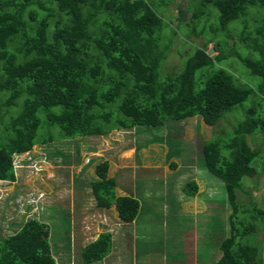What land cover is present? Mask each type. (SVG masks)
Returning a JSON list of instances; mask_svg holds the SVG:
<instances>
[{"label":"trees","instance_id":"16d2710c","mask_svg":"<svg viewBox=\"0 0 264 264\" xmlns=\"http://www.w3.org/2000/svg\"><path fill=\"white\" fill-rule=\"evenodd\" d=\"M156 1L0 0V182L15 181V159L36 145L112 131L148 134L193 117L214 127L230 117L226 133L204 141L199 160L220 190L217 211L228 209L212 217L221 240L207 246L221 255L210 263L264 264V208L251 195L252 180L264 174V0H183L175 16L173 0ZM192 38L204 42L192 48ZM209 43L216 55L207 54ZM173 53L179 60L170 68ZM44 126L59 137L42 135ZM179 151L171 145L166 158ZM110 167L102 160L94 166L90 196L97 209L115 206L131 224L139 203L117 195ZM176 187L186 199L197 196L194 180ZM49 238L47 224L26 220L0 234V264H58ZM111 248L112 234L102 232L80 248L78 263L95 264Z\"/></svg>","mask_w":264,"mask_h":264},{"label":"rangeland","instance_id":"374dc122","mask_svg":"<svg viewBox=\"0 0 264 264\" xmlns=\"http://www.w3.org/2000/svg\"><path fill=\"white\" fill-rule=\"evenodd\" d=\"M160 1L168 0H157L156 4L162 5ZM180 2L183 0L169 4V15L177 14ZM189 42L194 48L204 40L192 38ZM211 48L213 43L208 45V50ZM178 60L173 53L166 65L177 66ZM229 122L230 117H225L211 127L193 117L175 123L171 129L152 128L148 134L147 130L112 131L106 137L60 139L36 145L15 159V181L0 182V234L11 235L30 218L42 221L49 228L51 252L58 264H77L74 242L84 246L105 231L112 234V248L104 264H210L221 255L217 248L207 246L209 241L218 245L221 240L217 232H212V217L224 218L228 209L223 205V211H217L219 196H213L220 190L199 160L204 141L226 133ZM58 132L56 127L41 129L42 135L52 134L55 138ZM161 135L169 136L171 143H165V138L154 141ZM171 145L185 152H174L167 159ZM92 159L95 161L84 167ZM101 160L111 165L109 177L118 175L117 195H132L139 203V214L131 224L119 220L114 206L106 216L95 208L87 183L96 179L94 166ZM171 163L176 164L173 170ZM261 164L264 168V159ZM185 179L194 180L198 186L197 196L192 199L184 198L181 188L176 187ZM251 183L257 188H246L264 208V174ZM82 218L78 229L74 223ZM204 258L207 262L203 263Z\"/></svg>","mask_w":264,"mask_h":264},{"label":"crops","instance_id":"0c3cea01","mask_svg":"<svg viewBox=\"0 0 264 264\" xmlns=\"http://www.w3.org/2000/svg\"><path fill=\"white\" fill-rule=\"evenodd\" d=\"M82 169V168H81ZM80 171V170H79ZM93 199V198H92ZM113 207V206H112ZM115 207V206H114ZM81 208V204H79L78 206H77V209L79 210ZM96 208V207H95ZM97 209V208H96ZM111 209V208H110ZM109 209V210H110ZM115 209V208H114ZM97 210H100V209H97ZM109 210L108 211H105V210H100L99 211V213L101 214V213H105V216H106V213H108L109 212ZM116 211V210H115ZM78 216V215H77ZM105 216H103V219H105ZM108 218V217H107ZM83 220H80V221H78L77 220V223L75 222L74 224L76 225V227H78V229L80 228V224H81V222L82 221H84V218H82ZM109 219L110 218H108V223H109ZM109 225H112V224H108V226ZM105 227V229H106V226H104ZM75 230V229H74ZM73 234V233H72ZM98 236V235H97ZM97 238V237H96ZM95 238V239H96ZM95 239H93L92 241H94ZM91 241V242H92ZM75 243V245L74 246H72V250L74 249L75 250V252H76V254H78V252L80 251V248L81 247H84V246H86L88 243H90V242H88L86 245H84V246H82L81 244H80V242H79V244H77V242H74ZM55 258V257H54ZM108 259V255L103 259V260H101V261H99V262H97V263H95V264H104V262L106 261ZM56 260V259H55ZM57 262V261H56ZM174 263V261H169V263ZM179 262V261H178ZM77 264H79L78 262H77ZM131 264H137V263H131ZM167 264V263H166ZM210 264H212V263H210Z\"/></svg>","mask_w":264,"mask_h":264},{"label":"water","instance_id":"95a60500","mask_svg":"<svg viewBox=\"0 0 264 264\" xmlns=\"http://www.w3.org/2000/svg\"><path fill=\"white\" fill-rule=\"evenodd\" d=\"M214 52H215L214 48H211L210 50L207 51V54L213 55Z\"/></svg>","mask_w":264,"mask_h":264}]
</instances>
